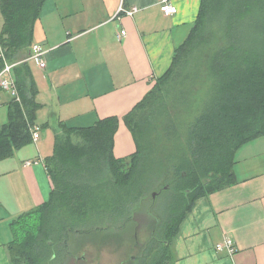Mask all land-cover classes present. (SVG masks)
I'll return each mask as SVG.
<instances>
[{"label":"trees","instance_id":"1","mask_svg":"<svg viewBox=\"0 0 264 264\" xmlns=\"http://www.w3.org/2000/svg\"><path fill=\"white\" fill-rule=\"evenodd\" d=\"M44 1L0 0L4 54L0 69L5 61L16 63L20 97L12 100L9 121L0 127V162L33 142L31 127L43 107L29 64L19 58L31 49ZM184 81L196 94L200 88L209 90L205 99L196 97L198 113L184 135L174 129L183 154L174 163L176 177L167 181L178 195L177 217L162 227L165 245L159 256L148 255L153 246L148 245L147 264L171 259V243L196 200L234 184L238 151L264 136V0H202L195 25L176 49L169 70L124 116L136 142L130 156L114 154L117 116L87 127L61 124L67 136H57L53 154L45 158L54 190L48 202L12 221L14 239L8 244L12 264H51L70 250L71 234L113 227L111 223L129 210L128 198L141 165L151 158L157 167L165 166V150L170 148L161 142L158 124L168 108L165 95L184 88ZM186 91L181 89L176 96L184 98ZM72 134L81 140L73 141ZM93 217L101 223H88Z\"/></svg>","mask_w":264,"mask_h":264},{"label":"crops","instance_id":"2","mask_svg":"<svg viewBox=\"0 0 264 264\" xmlns=\"http://www.w3.org/2000/svg\"><path fill=\"white\" fill-rule=\"evenodd\" d=\"M161 1H44L33 44L46 50L47 66L30 59L31 49L19 58L29 64L39 90L37 100L43 107L35 125L42 134L0 162V264H12V221L50 200L54 182L45 158L53 154L56 137L67 136L61 124L87 127L117 116L115 156L136 151L124 116L169 70L202 5V0H170L178 12L166 15ZM122 5L138 10L128 15L119 12ZM12 100L13 94L0 89V121L2 108L9 116ZM71 137L81 140L79 135ZM236 160V182L196 200L165 264H264V136L244 145ZM226 238L233 239L234 252L217 248Z\"/></svg>","mask_w":264,"mask_h":264},{"label":"rangeland","instance_id":"3","mask_svg":"<svg viewBox=\"0 0 264 264\" xmlns=\"http://www.w3.org/2000/svg\"><path fill=\"white\" fill-rule=\"evenodd\" d=\"M1 29L2 15L0 12V32ZM193 65L194 62L190 66L191 72L195 68ZM184 83L182 85L184 88H174L171 90V93L165 95L168 108H166V114L160 124H158L157 132L160 134V138H162L161 142L165 145L166 149L170 148V150H165V155H168L166 158L163 156L164 153L162 154L165 166L157 167L151 158L141 165L137 174L139 179L135 181L134 190L131 191L128 198L129 210L121 218H117L114 221V225L127 224L125 226L126 231L117 233L113 227H109L107 231H94L81 235L71 234V239L69 240L71 251L64 252L62 257L51 261V264H121L127 261L130 255H137L140 252V248L151 238L156 224L160 228V232H157V237L162 238V227L168 223V220L177 217L175 203L178 201V195L176 194V190L171 189V185L167 181L173 180L176 177L174 163L183 152V150L181 151L182 145L179 134H176L174 129L178 128L182 132V136L184 135L188 123L198 113V108L196 107L198 99L196 97L205 99L209 90V88H200V93H197V95L192 87L188 88L189 85L187 83L189 82L186 83L184 81ZM181 89L187 90L186 95L188 96L183 95L185 96L184 98L180 97V94L176 96ZM186 97L187 99H185ZM2 112L0 126L9 121L8 110L2 108ZM4 112L6 115H4ZM38 126L40 127V125ZM41 134L42 129L40 130V136ZM149 210H151V214H148ZM92 222L96 225L97 223H101V220L98 221V219L93 217L88 223ZM102 225H105V221L102 222ZM111 225L113 226L112 223ZM138 225H140V230L137 233L136 229ZM77 240L78 244H83L82 247H75ZM137 241H139V246L133 248ZM166 242L168 244L167 240ZM81 255H85L86 258L83 260L75 258Z\"/></svg>","mask_w":264,"mask_h":264},{"label":"built area","instance_id":"4","mask_svg":"<svg viewBox=\"0 0 264 264\" xmlns=\"http://www.w3.org/2000/svg\"><path fill=\"white\" fill-rule=\"evenodd\" d=\"M161 9L166 15H173L178 12V7L173 4L170 0L161 1ZM138 10L137 7L133 9H128L124 5L120 6L119 12H124L128 15H133ZM122 35L126 34V30H122ZM46 50L39 43H35L31 47L30 59L38 63L41 68L47 66L45 59ZM4 59V54L0 52V62ZM16 63H10L5 61L4 65L0 69V89L5 90L13 94L16 101H20L18 94V88L16 84V79L14 75V67ZM41 128L38 125H33L31 127L33 141L37 142L40 138ZM218 249L227 248L229 252L235 251L234 241L232 238H226L223 242L218 243Z\"/></svg>","mask_w":264,"mask_h":264},{"label":"flooded vegetation","instance_id":"5","mask_svg":"<svg viewBox=\"0 0 264 264\" xmlns=\"http://www.w3.org/2000/svg\"><path fill=\"white\" fill-rule=\"evenodd\" d=\"M150 211L151 210L148 211V214H151ZM125 226H127V224H125V225L124 224L123 225L122 224L121 225L118 224V225H113V228L117 231V233H121V232L126 231V229H125L126 227ZM139 226L140 225H138L137 226V229H136L137 233L140 230ZM107 230H108V228L107 227H104V228L100 229L99 231H107ZM161 230L163 231V228ZM157 232H160V228H159V225L158 224H156L154 226V229L152 231L151 238H149V240L146 242V244H144V246L140 248V252L137 255H130L129 259L127 260L128 262L125 261V262H123L121 264H147V261L148 260L146 258L148 256H147L146 249H147L148 245H150V244H152L153 246L151 248V250H152L151 253L149 252L148 255H152L153 254V255H158L159 256L160 255V249L162 248L161 245H165V243L164 242L162 243L161 238L157 237ZM75 243H76L75 247H77V246L82 247L83 246V244L80 243V242H79L80 244H78V240ZM138 246H139V241H137L136 245L133 246V248L134 247H138ZM69 251H71V250H69ZM75 258L77 260H80V259L83 260V259L86 258V256L85 255H81V256H78V257H75Z\"/></svg>","mask_w":264,"mask_h":264}]
</instances>
